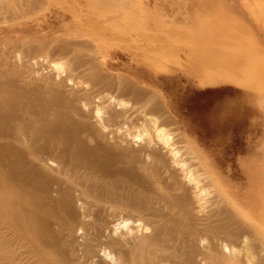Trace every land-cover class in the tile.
Masks as SVG:
<instances>
[{"label": "bare ground", "instance_id": "bare-ground-1", "mask_svg": "<svg viewBox=\"0 0 264 264\" xmlns=\"http://www.w3.org/2000/svg\"><path fill=\"white\" fill-rule=\"evenodd\" d=\"M198 4L216 80L264 99L250 78L264 73V0ZM63 47L60 55L73 48ZM87 63L78 70L54 62V71L38 73V86L0 72V264H264V201L246 218L209 195L197 156L164 117L148 114L140 99L145 126L140 106L121 98L135 81L125 76L122 85L102 72L92 84L74 81ZM136 119L142 132L130 128Z\"/></svg>", "mask_w": 264, "mask_h": 264}, {"label": "rangeland", "instance_id": "rangeland-1", "mask_svg": "<svg viewBox=\"0 0 264 264\" xmlns=\"http://www.w3.org/2000/svg\"><path fill=\"white\" fill-rule=\"evenodd\" d=\"M198 1L1 0L0 72L18 79L28 75L38 86V73L54 71V62L81 70L88 61V73L74 81L92 84L101 72L122 85L135 81L137 87L127 85L137 95L129 90L121 98L140 106L139 120L148 110L157 118L161 114L159 122L197 156L200 178L210 192L203 195H221L230 201V210L251 218L264 201V99H249L242 88L216 80L212 35L199 31L194 16ZM63 46L74 52L60 55ZM250 78L264 89L262 70L251 71ZM34 107L39 110L41 103ZM99 115H106L105 107ZM137 119L130 128L142 132L144 119L145 126Z\"/></svg>", "mask_w": 264, "mask_h": 264}]
</instances>
